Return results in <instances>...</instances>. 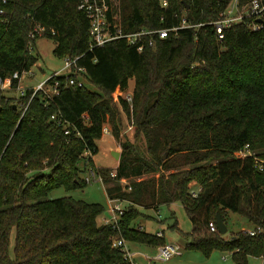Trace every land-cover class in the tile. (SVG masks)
I'll return each mask as SVG.
<instances>
[{
	"label": "trees",
	"instance_id": "trees-1",
	"mask_svg": "<svg viewBox=\"0 0 264 264\" xmlns=\"http://www.w3.org/2000/svg\"><path fill=\"white\" fill-rule=\"evenodd\" d=\"M78 1L0 0L2 78L38 60L37 33H31L39 25L60 58L82 55L86 81L72 86L66 75L50 77L48 85L58 81L50 98L34 87L19 97L0 89V264H131L112 238L164 244V235L135 224L142 214L136 206L175 201L192 224L187 248L226 250L237 264L249 255L264 259V21L252 29L255 18L245 16L218 42L210 22L233 0H117L124 33L178 28L163 38L146 36L141 51L125 38L90 49L88 18ZM183 19L190 26L180 27ZM131 78V102L119 97L115 103L113 92ZM120 110L132 119L124 138ZM106 121L120 158L114 177L111 169L99 171L108 197L130 203L117 228L97 222L100 203L48 196L58 187L87 184L82 173L96 167L92 156ZM246 144L263 170L253 156L235 154ZM150 174L157 176L136 179ZM120 178L129 184L122 186ZM228 211L245 217L254 233L211 231L217 213L228 224Z\"/></svg>",
	"mask_w": 264,
	"mask_h": 264
},
{
	"label": "rangeland",
	"instance_id": "rangeland-1",
	"mask_svg": "<svg viewBox=\"0 0 264 264\" xmlns=\"http://www.w3.org/2000/svg\"><path fill=\"white\" fill-rule=\"evenodd\" d=\"M111 5L113 8L114 17L119 20V9L118 1L111 0ZM35 41V50L38 51V60L31 66L30 69L32 74H27L23 77L17 87H8L3 89L4 94L13 97H19L22 92L27 87H35L38 82L46 80L50 77L54 71L59 70L62 67L63 60L60 56L56 55L53 52L55 46L54 40L47 38L43 35V32L36 35ZM90 86V85H88ZM134 80L133 78L128 80L127 86L120 90L119 88L115 89L112 94V99L115 103L119 101V97L126 93H131L133 91ZM91 87V86H90ZM117 105V104H116ZM121 119L117 120L120 125L121 134L120 137L124 138L125 136L131 135V129H129L130 124H132V119L127 118L126 114L120 110ZM103 124H107L110 127V122L106 121ZM111 128V127H110ZM98 151L93 154L92 160L95 166L101 169H114L110 167L118 162L115 159L110 151L111 149L117 150L120 152V143L119 140L115 138L112 133H104L96 141ZM165 157V156H164ZM173 169L165 171L166 173L172 171ZM87 171L82 173V177L86 176ZM150 176H157V174L143 175L139 179H145ZM120 184L123 185L124 180L120 179ZM105 183L95 180L88 182L83 187L66 190L64 187H58L51 191L48 195L50 198L58 197H72L75 199H81L86 202H97L103 205L104 210L98 216L97 222L103 223V218H111L110 213V199L106 193ZM120 204L123 209L130 207V203L127 200H120ZM137 209L142 213L135 220L137 226H142L144 230L150 233H154L156 230H163L165 234L166 242H174L180 246L177 254L172 256L166 262H160L154 259L147 260V257H152L155 253L156 246L146 245V244H128L130 248L137 252L136 257L133 260L134 264H237L231 256V252L222 250L219 248L213 249L209 254H204L198 249H190L186 247L187 233L191 230L192 224L186 213L183 205L179 201H175L169 204H160L156 209L154 208H144L136 206ZM230 213V215H229ZM149 215V217H145ZM227 216V232L224 234L228 236L231 232L238 230L247 231L252 229L251 224L246 220L245 217L239 213L228 211ZM176 226V227H175ZM244 226L243 228H241ZM12 245L10 247V254L12 255ZM245 264H264V259L261 256L249 255L246 258Z\"/></svg>",
	"mask_w": 264,
	"mask_h": 264
},
{
	"label": "built area",
	"instance_id": "built-area-1",
	"mask_svg": "<svg viewBox=\"0 0 264 264\" xmlns=\"http://www.w3.org/2000/svg\"><path fill=\"white\" fill-rule=\"evenodd\" d=\"M165 5L166 2H163ZM78 8L83 10L88 18L89 23V36H90V43L89 48L95 46L103 45L104 43L118 39V38H125L129 44H135L138 51H141L143 49V46L146 44V36L151 34H158L159 37L163 38L167 35L168 31H175L178 27H172V28H159L156 30H149V29H139L135 32L130 33H124L121 28L120 22L114 17L113 14V8L111 5V0H79L78 1ZM245 16H251L255 18L254 21L250 23L252 29H258L262 26V23L264 21V3H261L260 0H249L246 4L242 5L241 7L238 6L237 0H233L229 6L225 9V11L222 12L221 16L215 20L210 22L215 29L216 38L218 42H221L224 38V30L231 26L235 22H239L243 20ZM261 19V21H258ZM190 26L187 24L185 19H183L180 27H186ZM35 31L31 33V36L34 37L37 34H40L44 31V28L37 25L35 26ZM150 45H152V39L148 42ZM82 55H75V56H64L62 58L63 64L62 67L59 70H56L53 72V74L50 77H56L59 75H66L68 77V84L69 85H77V86H83L85 85L86 81L82 75V73L85 72V68L83 66L78 65V60L80 59ZM27 74H32L31 70H24V71H14L10 76L6 78H2L0 76V89H5L8 87H11L12 80H18L20 81L23 77H25ZM48 77L46 80L38 82V84L34 87V91L40 90L42 91L45 96H48V98L51 97V95L58 92L57 89V80H54V82L51 85L47 84V80L50 78ZM117 89V88H116ZM120 89V88H119ZM121 90V89H120ZM120 96H117V98ZM122 98L127 100L128 102H131L132 100V94L126 93L122 95ZM52 118L55 117V115L51 116ZM84 119H87V116L83 115ZM131 126H129V129ZM69 129L66 128L64 130L65 134H69ZM104 133H111V128L104 124L102 127V134ZM85 153H88L87 151ZM238 156H253L255 161V167L259 170H263L262 161L259 159L254 153L249 149L248 144L244 146V148L239 149L235 152ZM116 175L115 169L110 170V176L114 177ZM124 180V185H128L129 181L126 178H120ZM120 179L118 181H120ZM101 181L104 183L103 175L99 171V168L96 167H89L87 170V174L84 177V181L86 183L91 181ZM120 183V182H119ZM196 191H192L193 195H196ZM110 199V213L111 218H103L104 224H110L112 227L117 228L119 225L120 218L125 212V209L122 208L120 204V200H124L121 198H109ZM209 229L211 231H217L216 223L213 221H209L208 223ZM250 234H253L254 231L249 229L247 230ZM156 235L162 236V231L155 232ZM112 245L115 247H119L127 260L133 263L134 258L137 255V252L133 251L127 240H125L122 237L119 238H112ZM180 249V246L177 243L174 242H165L164 244H161L157 246L155 253L152 257H147V260L150 261V259H154L160 262H166L168 261L172 256L176 255L178 250Z\"/></svg>",
	"mask_w": 264,
	"mask_h": 264
},
{
	"label": "water",
	"instance_id": "water-1",
	"mask_svg": "<svg viewBox=\"0 0 264 264\" xmlns=\"http://www.w3.org/2000/svg\"><path fill=\"white\" fill-rule=\"evenodd\" d=\"M258 21H261V19H259ZM110 153L115 159L119 160V158H120V152L119 151L111 150ZM164 156H165V154H163L162 157L164 158ZM215 221H216V226H217L218 232L220 234H225L227 232V225L218 213L215 216Z\"/></svg>",
	"mask_w": 264,
	"mask_h": 264
},
{
	"label": "crops",
	"instance_id": "crops-1",
	"mask_svg": "<svg viewBox=\"0 0 264 264\" xmlns=\"http://www.w3.org/2000/svg\"><path fill=\"white\" fill-rule=\"evenodd\" d=\"M111 150H113V149H111ZM117 164H118V162H115V164L114 165H112V166H110V167H116L117 166ZM108 196V195H107ZM227 215H228V212H227ZM229 215H230V213H229ZM227 217V216H226ZM98 218V217H97ZM103 220V219H102ZM228 220V219H227ZM101 223V222H100ZM140 228H142L143 229V227L142 226H139ZM244 226H242L241 228H243ZM227 230H228V228H227ZM157 231H159V230H156L155 232H157ZM160 231H162V234L165 236V234H164V231L163 230H160ZM154 232V233H155ZM132 244H137V243H132Z\"/></svg>",
	"mask_w": 264,
	"mask_h": 264
}]
</instances>
